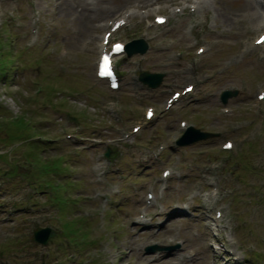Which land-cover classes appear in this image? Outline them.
Wrapping results in <instances>:
<instances>
[{"label":"rangeland","instance_id":"obj_1","mask_svg":"<svg viewBox=\"0 0 264 264\" xmlns=\"http://www.w3.org/2000/svg\"><path fill=\"white\" fill-rule=\"evenodd\" d=\"M163 1H160L161 9L158 12L166 14L169 10L166 6L171 3ZM175 1L179 3L178 0L172 3ZM142 2H145L147 9L150 8V0ZM214 2V19H210L205 12L176 20L157 32L153 41L150 39L147 55L124 59L119 66V70L127 74L136 65L141 71L165 74L159 88L142 91L145 92L143 101H147L146 106L150 104L148 102L160 103L163 90L180 87L177 75L184 60L198 58L193 52L195 45L203 44L207 48L206 53L199 57L198 73L200 70L209 72L224 62L229 64V68L217 78L211 82L208 79L204 86L202 83L197 86L195 94L190 96L196 99L194 104L187 102L189 96L184 97L177 110L161 113L143 133L145 137L156 132L160 138L154 142H159L162 138L166 139L168 132H172L170 130L176 119L186 120L200 130L216 133V136H208L210 138L207 140L179 147L181 162L178 165H182V172L166 185L169 188L165 198L158 200V207L163 205L169 208L157 215L159 210L153 208L157 206L155 200L148 211L152 226L157 217L162 223L155 242L149 241L153 228L141 227L136 223L133 228L129 227L131 219L127 217L136 213L137 205L144 199L142 187L149 182L146 178L148 174L154 173L148 168L156 164L153 156L150 161L147 160L153 162L151 166L146 163L149 167L143 169V161L139 160L135 145L119 147L123 154L114 157L107 171L113 176L111 180L119 177L112 182L104 173L99 177L95 175L94 165L98 158L95 151H84L58 141L54 131L61 125L57 119L64 112L76 114L84 127L82 138L88 136L95 143L99 139L103 141L118 135L122 129L121 120L111 121L102 108V102L114 101L115 96L101 90L104 87L102 83L96 82L95 88H92L90 82L93 83V63L102 28L106 26L104 22L125 7L133 6L136 0H5L2 3V22L8 23L10 32L6 27L0 28V85L11 87L19 84L29 95L24 96L22 91L8 93L23 104L19 118L9 116L8 108L0 103V205L9 204L13 208L12 214L20 209L35 210L22 214V219L12 217V227H7V222L0 224V264H54L58 258L61 262L57 264H67V259L75 264H104L98 261L96 255H89L101 244L107 245L102 246L105 252L100 253V259L103 258L106 263L140 264L144 256L141 264H173L175 258L168 260L166 253L144 252L145 247L153 243L174 245L169 242L173 235L183 242L174 252L193 254L190 260H183L180 264H209L205 246L206 243L209 245L210 235L198 216L206 220L212 216V212L208 208L203 209V215L194 211L193 201H201V196H195V189L202 191L197 185L193 187L195 182L200 183L199 178L203 174V169L195 171L197 165H201L197 162L214 158L217 152L213 145L216 143L251 130L248 120L255 118L257 110L260 112L257 114L258 122L264 126V102L258 107L252 104L256 101L253 91L261 79L264 80V63L253 60L255 51L242 56L236 65L232 63L236 49L255 37L257 30L253 28L258 21L257 14L251 0ZM62 4L70 11H63ZM33 9L37 13L39 35L35 48L30 49L21 37L22 34L28 36ZM131 19V25L118 33L119 39L126 34L136 37L144 30L139 18ZM192 20L199 24L192 25ZM189 24L190 31L186 32ZM180 48L186 50L183 54L175 55ZM58 64L64 68L62 75L57 72ZM185 71L187 75L183 76L194 78L189 66ZM127 74H124L121 84V103L123 122L129 123L132 110L128 108L140 105L137 100L141 95L138 91L134 92L136 97L131 95L132 84ZM223 89L237 91L227 98L225 106L231 108V113L227 115L220 114L221 104L217 98V92ZM87 97H90V101ZM233 126L238 128L232 130ZM139 134L142 135V132ZM262 136V139L255 141L254 133L250 135L247 139L249 143L243 142L237 152H232L226 167L216 172L220 183L212 184L218 188L215 201L223 212L222 219H225L221 225L227 223L225 235L231 238V242L226 238L223 242L228 251L233 242V247L240 254L237 263H232L224 255L226 260L219 259V264H264V128ZM79 139L77 134L73 138ZM149 141L141 140L138 135L130 143L147 145ZM98 144L95 148H99ZM254 147L258 152L263 147V155L256 157L252 154ZM201 150L206 152L201 154ZM223 156L225 153L219 155ZM171 157L167 148L163 150L159 157L160 166L171 165ZM255 159L260 161L258 165L256 161L254 164ZM116 165L120 167L119 176ZM112 187L117 192H113ZM205 195H209V190ZM175 198H186L190 207L192 205L194 215L192 211L187 216L182 215L178 201L173 202ZM37 211L44 213L47 221L58 230L59 237H50L42 245L32 241L31 226L25 224L22 233L24 241L21 243L19 222L36 223L39 220L35 218L39 214ZM47 221L42 217L39 225L44 226ZM220 256L224 257L223 251Z\"/></svg>","mask_w":264,"mask_h":264},{"label":"clouds","instance_id":"obj_2","mask_svg":"<svg viewBox=\"0 0 264 264\" xmlns=\"http://www.w3.org/2000/svg\"><path fill=\"white\" fill-rule=\"evenodd\" d=\"M23 92L24 96H28L29 93L23 90L21 85L16 84L9 87L8 85H0V103H3L8 108L13 118H19L22 115L23 104L17 97L8 95L9 92Z\"/></svg>","mask_w":264,"mask_h":264},{"label":"bare ground","instance_id":"obj_3","mask_svg":"<svg viewBox=\"0 0 264 264\" xmlns=\"http://www.w3.org/2000/svg\"><path fill=\"white\" fill-rule=\"evenodd\" d=\"M139 1H147V0H139ZM149 1V0H148ZM185 1H181V3L183 4ZM213 2V0H194L193 2H192V4L194 5V8H195V11H199L201 8L203 9V7L206 5V6H210L211 4L210 3H212ZM72 4V3H71ZM73 5V4H72ZM211 7V6H210ZM61 8H62V10L63 11H70V8L69 7H65L64 6V4H62L61 5ZM76 8V7H75ZM148 10L149 11H152L153 9H151V5H150V8H148ZM65 11V12H66ZM133 12H130L129 13V15H131ZM81 15V14H80ZM129 15H128V17H129ZM82 19V18H81ZM106 27V26H105ZM133 242V241H132ZM129 246V245H128ZM131 247V246H130ZM141 257H139V259H140ZM138 260V259H137ZM145 260V257L144 256H142V260H141V262H140V264L143 262ZM140 261V260H139ZM139 261H137V262H139ZM150 263V262H149Z\"/></svg>","mask_w":264,"mask_h":264},{"label":"water","instance_id":"obj_4","mask_svg":"<svg viewBox=\"0 0 264 264\" xmlns=\"http://www.w3.org/2000/svg\"><path fill=\"white\" fill-rule=\"evenodd\" d=\"M144 78H145V76H144ZM228 94L230 95V93H228ZM228 94H226L225 96H227ZM224 100H225V99H224ZM189 132H192V129H189ZM189 132H187V134H185V135H188ZM202 137H206V136H205V135H202ZM190 139H192V140H190ZM194 139H195V138H189V139L184 138L183 141L186 140L184 144H188V143H190L191 141H193ZM188 140H189V141H188ZM183 141H182V142H183Z\"/></svg>","mask_w":264,"mask_h":264},{"label":"snow or ice","instance_id":"obj_5","mask_svg":"<svg viewBox=\"0 0 264 264\" xmlns=\"http://www.w3.org/2000/svg\"><path fill=\"white\" fill-rule=\"evenodd\" d=\"M260 42H261V43H264V39H262ZM117 48L119 49V46H117ZM104 59H105V65H107V63H108V58L105 57ZM102 74H104V73H102ZM262 98H264V97H262ZM226 147L230 148V147H232V146L229 144V145H226Z\"/></svg>","mask_w":264,"mask_h":264}]
</instances>
